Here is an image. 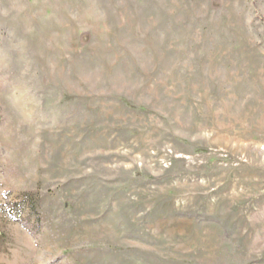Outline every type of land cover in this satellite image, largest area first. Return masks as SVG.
Segmentation results:
<instances>
[{
  "label": "rangeland",
  "instance_id": "374dc122",
  "mask_svg": "<svg viewBox=\"0 0 264 264\" xmlns=\"http://www.w3.org/2000/svg\"><path fill=\"white\" fill-rule=\"evenodd\" d=\"M0 264H264V0H0Z\"/></svg>",
  "mask_w": 264,
  "mask_h": 264
}]
</instances>
